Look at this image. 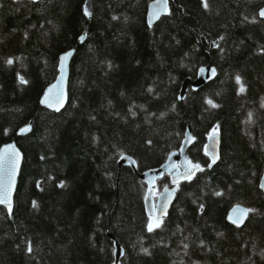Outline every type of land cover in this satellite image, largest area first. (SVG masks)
I'll return each instance as SVG.
<instances>
[{"label":"trees","instance_id":"1","mask_svg":"<svg viewBox=\"0 0 264 264\" xmlns=\"http://www.w3.org/2000/svg\"><path fill=\"white\" fill-rule=\"evenodd\" d=\"M153 1L93 0L88 18L86 0H0V149L17 140L25 153L13 213L0 205V264H112L115 240L121 264H264V0H178L149 27ZM72 49L70 99L56 113L40 100ZM208 65L217 77L181 101ZM188 126L202 170L153 221L147 183L119 162L161 166ZM167 186L169 176L154 193ZM237 205L251 210L242 227L228 220Z\"/></svg>","mask_w":264,"mask_h":264},{"label":"water","instance_id":"2","mask_svg":"<svg viewBox=\"0 0 264 264\" xmlns=\"http://www.w3.org/2000/svg\"><path fill=\"white\" fill-rule=\"evenodd\" d=\"M33 2H40L43 0H29ZM171 2L177 3L178 0H167L166 9L164 8V0H155L153 1L148 8L147 13V23L149 27H153L163 16H167L171 12ZM85 8L88 9V12L91 13L89 16L86 14L88 18L92 17L93 14V0H86ZM154 8L156 11H159V17L153 18ZM264 10V7L260 10V12ZM259 12V13H260ZM264 19V16H261ZM86 32L84 34V40L80 42L83 43L86 40ZM71 52V56L67 58V60L62 59L67 53ZM76 49L69 50L63 53L60 56L59 61V74L56 80L50 84L46 90L44 91L43 96L41 97L40 104L41 106L51 110L53 112L59 113L63 111L70 99V80H71V72H72V62L75 56ZM201 69L205 71L202 73ZM211 69H215V75H211ZM218 75V71L216 67L212 65L203 66L200 68L196 79L188 78L183 83L181 94L179 96L180 100L183 101L186 97V93L191 87L194 90H198L213 79H215ZM51 89V91H49ZM48 96L49 103L45 104L42 101L45 96ZM49 104L52 106L50 107ZM30 131L21 132L20 130L23 128H29ZM18 132V137H23L31 133L33 126L32 122L24 127H22ZM196 142V136L193 132L191 126H188L186 131V137L183 140L182 146L178 151L173 152L167 158L166 162L159 167H155L149 169L143 173L139 172L138 164L135 158L129 155H124L119 165L130 167L144 182L147 183L149 192L148 197L145 201L146 211L150 216H153L159 221L167 218L171 212V209L177 199L178 194V185L186 182L194 178L201 170L202 166L195 163L190 156V150L194 143ZM221 147H222V136L219 131H213L211 135L208 137L205 152L210 158L209 168H212L221 157ZM13 153L16 155L13 156ZM212 153V155H209ZM0 154L4 155V164L3 168L0 169V179L3 180L4 187L10 190V203H11V211H9V207L7 204H0L5 207L9 214L13 213L16 196L20 184V179L22 175V170L25 161V153L22 148L19 146L17 140H13L5 145H3L0 149ZM213 155L217 157L215 163L212 162ZM11 158V159H10ZM193 165H199V169L193 168ZM166 175L170 177V180L173 184L172 187H165L155 198L153 195V190L156 187L158 181L164 178ZM190 176V178H189ZM264 174L260 181V188L264 193ZM247 209L246 213L242 210ZM235 210V211H234ZM251 210L244 205H237L234 207L228 214V220L231 224L242 227L248 220L250 216ZM231 217V219H230ZM239 221L238 223H234V221ZM108 235L115 240L112 234L108 231ZM116 241V252H115V260L112 264H121V260L125 254L124 248L121 244Z\"/></svg>","mask_w":264,"mask_h":264},{"label":"snow or ice","instance_id":"3","mask_svg":"<svg viewBox=\"0 0 264 264\" xmlns=\"http://www.w3.org/2000/svg\"><path fill=\"white\" fill-rule=\"evenodd\" d=\"M203 3H204V7L207 8V7H208L207 0H203ZM166 6H167V0H164V8H165V9H166ZM85 12H86V14H88L89 16L91 15V13L88 12V9H87V8H85ZM260 15H261V16H264V10H262V11L260 12ZM158 17H159V11H156L155 8H154L153 18L155 19V18H158ZM84 38H85L84 36H81V37H80L81 41H83ZM221 39H222V37H221ZM71 54H72L71 52L67 53L62 59L67 60V58H68L69 56H71ZM8 63L11 64V63H13V61H12V60H9ZM204 71H205L204 69H201V72H202V73H203ZM210 71H211V75L214 76V75H215V69H211ZM20 81H21V83H25V84L27 83V81L24 80L23 77H20ZM237 81H238V82L240 81V77H239V76H237ZM49 91H51V89H49ZM241 91H244V88H243V85H242V84H241ZM42 102L45 103V104H48V103H49V100H48V96H47V95L45 96V98H44V100H43ZM208 103H209L210 105H212L213 107H217V106H218V105H215V104L213 103V101H211V100H209ZM49 106L51 107L52 105L49 104ZM249 117L251 118V114H249ZM20 131H21V132H27V131H30V127H29V128H23V129H21ZM15 155H16V154L13 153V156H15ZM209 155H212V153H209ZM10 159H11V158H10ZM216 159H217V157H216L215 155H213L212 162L215 163V160H216ZM3 164H4V155H3V154H0V169L3 168ZM192 167H193V168H196V169H199V165H193ZM189 178H190V176H189ZM60 186L63 187L64 185L61 184ZM262 187H264V185H262ZM217 195H220V193H217ZM0 204H7L8 207H9V211H11L10 190L4 187V184H3V180H2V179H0ZM33 206H34V207L37 206L35 202H33ZM234 211H235V210H234ZM242 211H243L244 213H246V212L249 211V210L244 209V210H242ZM230 219H231V217H230ZM238 222H239L238 220H237V221H234V223H238ZM159 226H160V223H156V224H155V227H159ZM148 230H149V231H152V230H153V225H152V224H149V226H148ZM31 250H32V249H31V246H29L28 251H31ZM145 251H147V250L145 249Z\"/></svg>","mask_w":264,"mask_h":264},{"label":"rangeland","instance_id":"4","mask_svg":"<svg viewBox=\"0 0 264 264\" xmlns=\"http://www.w3.org/2000/svg\"><path fill=\"white\" fill-rule=\"evenodd\" d=\"M153 221H156V220L153 218Z\"/></svg>","mask_w":264,"mask_h":264}]
</instances>
